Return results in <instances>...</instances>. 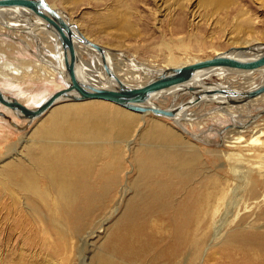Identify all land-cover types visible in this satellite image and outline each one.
<instances>
[{"label": "rangeland", "instance_id": "obj_1", "mask_svg": "<svg viewBox=\"0 0 264 264\" xmlns=\"http://www.w3.org/2000/svg\"><path fill=\"white\" fill-rule=\"evenodd\" d=\"M47 1L91 41L146 63L150 72L160 70L166 63L209 58L229 47L243 45L244 41L264 42V0H228L226 11L221 10L223 17H215L218 22L209 19L212 9L196 0L189 2L194 20L188 19L189 12L185 16V10H174L173 20H159L158 13H151L138 0H127L136 11L124 7V0ZM111 9L120 16L115 24L103 21ZM248 18L251 25L237 24ZM124 19L132 29L123 25ZM13 31L19 32L8 27L0 30V88L6 95H19L26 105L35 107L62 86L63 80L52 81L45 72L46 63L40 59V45L46 35L42 34L38 41L25 38L30 36L27 33L14 39ZM228 73L240 74L235 70ZM252 74L256 76L251 75L252 80L259 83L260 74ZM252 80L232 85L247 89L255 84ZM160 101L163 107L173 102L170 97ZM205 103L196 106L197 123L186 126L209 143L187 136L170 142L173 153L189 158L183 165L193 171L188 173L189 178L176 183L168 194L159 193L157 197L146 191L136 169L125 162L127 174L121 173L112 190L100 195L96 205L73 208L78 214L69 227L64 225L63 218L59 223L53 222L50 211L17 186L20 175L11 181L2 175L16 167L23 174L38 171L31 160V154L37 150L30 142V133L52 107L22 130L0 116V264H264V101L254 103L235 117L255 115L253 124L261 135L257 143L249 142L250 128L228 129L235 122L230 119L233 113L220 116L216 113L218 103ZM107 105L109 109L123 110ZM0 111L5 112V108L0 106ZM6 114L16 125L26 124V119L10 110ZM150 117H143L141 130L151 126ZM159 120L182 134L176 123L163 117ZM135 132L138 135L127 137L128 146L141 153L142 138L139 129ZM227 132L233 136L240 134L243 144L226 142L233 140L225 137ZM158 143L155 141L154 146ZM220 150L236 152V158L228 162ZM231 165L239 173H233ZM172 166L175 168L174 163ZM85 180L81 178L80 195ZM222 189H226L223 196ZM141 196L145 201L138 205ZM73 220L74 217L70 219ZM248 235H255L256 240L248 241Z\"/></svg>", "mask_w": 264, "mask_h": 264}, {"label": "bare ground", "instance_id": "obj_2", "mask_svg": "<svg viewBox=\"0 0 264 264\" xmlns=\"http://www.w3.org/2000/svg\"><path fill=\"white\" fill-rule=\"evenodd\" d=\"M138 1H141L151 13L154 12L156 15L158 13L159 15L157 17L159 20H162V18L173 20L174 10H185L186 17L188 12L190 14V11L193 10L189 9V2L192 0ZM196 1L197 4L212 9L211 13L213 15H210L209 19L214 18L215 21H217L215 17H223L221 10L226 11V5L229 2L228 0ZM148 4H152L153 7H149ZM122 5L136 11L127 0H124ZM118 6L119 5L116 7ZM114 9H111V12H108L103 16V21L112 24H115L118 21L120 16L116 13V9ZM58 12L60 13V11ZM60 15L68 20V18L64 17L61 13ZM194 17L195 16L191 12L188 19L194 20ZM18 18H25L28 19V21L20 22L17 20ZM12 20H15L16 22ZM120 21L121 20H119V22ZM11 23H13V25ZM251 23L252 20H250V18L244 20V22L240 21L238 23L237 21L239 26L242 24L251 25ZM123 25L127 29H132L129 21L126 19H124ZM74 26V29L80 31L75 24ZM7 27L19 30V32H12L14 39L21 35L23 36V33L30 35L29 37H25V35V38L37 39L36 41H38V38H41L42 34L44 37L47 36V39H44V42L40 45L41 48L43 47L42 51L40 50V59L46 63L47 70H45V72L49 75L52 81H55L56 79L63 80V85L58 89L64 88L67 84L68 75L64 65L62 46L58 41L55 32L46 27L45 21L26 8L17 6L0 8V30L7 29ZM28 27L32 28L29 29ZM24 29H26V31ZM32 29H36L37 32L32 31ZM85 37L91 41L90 37ZM42 41L43 40H41V42ZM244 43L245 44L243 45L249 44L246 43V41H244ZM74 47L78 57L76 67L77 77L83 82L106 88H114L118 86V81L126 86H139L162 70L202 60L192 57L180 64L173 65L166 63L165 65H162L160 70L150 72L149 70H151V68L149 65L124 54L122 51L113 53L111 51L114 49L101 46L103 49V61L101 53L89 44L74 40ZM94 51L97 52V54ZM43 52L47 54H44ZM218 53L221 52H216L214 55ZM229 53L236 57H252L255 55L250 51H230ZM103 62L107 64L115 75V78L109 76L105 72ZM232 70L240 73L238 74L239 77L237 74L236 76H232V74L228 73V71ZM254 72L260 74V76L257 77L261 78L259 83L258 81L252 80V78L256 77L252 74ZM212 77L215 78L213 79ZM132 80L135 81L133 83L136 84H133ZM241 80L254 81L255 84L247 89L264 82V68L252 71H241L224 67H212L199 71L189 81L156 92L146 104L165 109H173L176 112L172 117L156 115L151 112L131 111L105 100L88 99L83 101H71L61 99L52 105L51 110H49L50 107L48 109L49 111H45H48L49 114L42 119L30 133V142L37 150L36 154H31L33 165L38 167V171H36L37 173L34 171L28 174H23L16 167L14 169H7L4 171V174H1L8 181L13 180L17 175H20L21 179L17 183V186L23 192L29 194L28 197L30 199H37L38 202L48 209L52 218H54L53 222L59 223L61 222L60 219L63 218L65 219L64 225L67 227L74 224L73 222H75L77 218L75 215H77L78 212L73 210L74 207H80L82 204H86L87 209L93 206L100 198V195H105L112 190V187L117 182V177H119L121 173L127 174V166H125V162H127L129 166L131 165L133 169H136L138 180L142 186L146 187L147 192L152 191L154 192V196L157 197L160 196L159 193H161V195L168 194L176 183L183 182L190 177V174L188 173L193 172L183 166L189 158H182L183 156L178 152L173 153V151L170 150L171 148H169L170 142H174L177 139L185 138V136H187L195 140H201L204 143H209L208 140L202 138L199 139L198 133L195 134L192 131H189L186 126H192V123H197V118L195 116L198 114V111H196V106L206 104V101H209L212 104L218 103L217 114L223 116L225 112L228 115L233 113L230 119L235 122L230 124V127H227L228 129L237 127L238 130L239 128H250L248 131L252 135L249 138V142H259L261 136L259 133L260 131L255 129L257 127L253 124L255 115H244V118L242 117L243 119H235V117L246 112V110L254 105V103L263 102L264 93L248 100L247 102L236 104L230 103L232 99H236L234 98L235 96L230 97L221 93L223 89H233L236 91L244 90L234 88V85H232V82L240 83ZM2 92L4 93V91ZM4 95L6 94L4 93ZM169 97L173 102L169 106L163 107L160 104V100L168 99ZM180 97L182 99L178 100ZM15 98L22 103L27 104L22 98L20 99L19 95ZM45 98H47V96ZM63 102H70L71 104L57 106L63 104ZM107 104L115 105L124 111L117 108H115V110L109 109V105ZM0 106L5 108V112L0 111L3 113V115L0 114V116L6 117L12 126L21 130L28 126V124L32 123L33 120L40 118L45 114L44 112L35 119L27 120L24 127H20L12 122L11 118L6 114L9 113V110L15 116H18L19 113L17 111H12L1 103ZM257 109H260V107ZM232 110H238V112L235 113ZM144 116H153V118L150 117L151 126L148 128L145 127L141 130L140 122L143 120ZM158 117L166 118L176 123V125H179L182 134H177V129L175 131L172 130L169 124L161 122ZM137 129H139L140 137L142 138L140 146L144 147L141 148V153L138 152V149L130 148L127 141V137L138 135L135 132ZM228 133L229 132H227V134ZM225 137L233 139L226 140L229 144H243L242 140L244 138L240 136V134H238V136H233L229 133L228 135H225ZM52 140L57 141L54 142ZM155 141L160 142L158 143V146H154ZM131 142H133V140ZM127 153L128 156H125ZM219 153L222 154L228 162L235 159L237 155L236 152L223 150H220ZM173 163L175 164V168L172 166ZM181 168L184 169L181 170ZM230 169L233 173H239V170L236 167L233 168L232 165L230 166ZM40 178L44 180V182H41ZM81 178L86 180L85 186L82 188L83 194L80 195V185L83 182L81 181ZM225 191L226 189H222V196ZM138 201V205H141V203H144L145 197L141 196ZM127 209L128 207L126 210ZM130 210L131 208L129 209V212ZM72 217H74V220L70 221ZM247 240L254 242L256 236L248 235ZM102 259L104 258L102 257Z\"/></svg>", "mask_w": 264, "mask_h": 264}, {"label": "water", "instance_id": "obj_3", "mask_svg": "<svg viewBox=\"0 0 264 264\" xmlns=\"http://www.w3.org/2000/svg\"><path fill=\"white\" fill-rule=\"evenodd\" d=\"M14 6L29 9L45 21L47 28L55 32L62 46L64 65L68 75L66 86L53 91L36 107H29L12 95H4L0 89V103L12 111H17L20 118L28 121L39 117L61 99L71 101L88 99L105 100L131 111L151 112L156 115L172 117L176 112L175 110L146 104L156 92L189 81L199 71L212 67H224L241 71H252L264 68V42L257 41L243 46L229 47L224 52L218 53L210 58L182 66L167 68L139 86H126L119 81L118 86L114 88L94 86L83 82L77 77L76 67L78 57L74 47V40H79L95 47L101 53L102 60L104 61L102 47L91 42L80 31L74 29V24L64 19L47 0H0V8ZM230 51H250L255 55L252 57H236L230 55ZM103 67L109 76L115 78V75L105 62H103ZM221 93L230 97L235 96L234 98L236 99H232L230 103H244L264 93V82L241 91L223 89ZM0 114L3 115L1 112Z\"/></svg>", "mask_w": 264, "mask_h": 264}]
</instances>
